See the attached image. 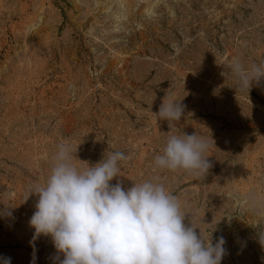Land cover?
Masks as SVG:
<instances>
[{"label":"rangeland","instance_id":"1","mask_svg":"<svg viewBox=\"0 0 264 264\" xmlns=\"http://www.w3.org/2000/svg\"><path fill=\"white\" fill-rule=\"evenodd\" d=\"M234 58L264 63V0H0V257L63 259L33 241L28 195L65 144L90 166L123 152L112 184L163 183L197 235L225 238L221 264H264V78L240 90ZM166 95L180 121L153 115ZM181 132L208 139V173L155 166Z\"/></svg>","mask_w":264,"mask_h":264},{"label":"clouds","instance_id":"2","mask_svg":"<svg viewBox=\"0 0 264 264\" xmlns=\"http://www.w3.org/2000/svg\"><path fill=\"white\" fill-rule=\"evenodd\" d=\"M231 67L240 90L249 92L254 82L264 78V63L246 68L234 58ZM185 108L166 95L153 115L180 121ZM210 146L198 132L168 135L154 164L199 176L212 167L205 156ZM74 159L87 167L78 168ZM127 159L123 152L114 151L90 166L74 157L69 146L58 145L46 182L36 184L28 195L39 197L29 221L35 230L33 241L51 237L57 253L63 255L62 260L54 257L58 264H221L227 254L225 238L213 243L201 231L197 235L192 220L185 224L179 198L163 183L145 180L127 189L119 179L111 183L120 177L118 162ZM11 209L5 206L3 214L11 216ZM259 242L264 246V230ZM35 259L34 249L32 264ZM0 261L11 264L9 257Z\"/></svg>","mask_w":264,"mask_h":264}]
</instances>
